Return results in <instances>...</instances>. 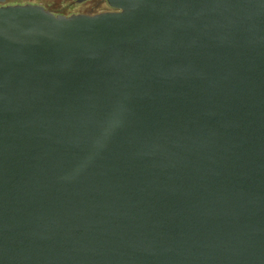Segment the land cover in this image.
Instances as JSON below:
<instances>
[{
  "label": "water",
  "instance_id": "water-1",
  "mask_svg": "<svg viewBox=\"0 0 264 264\" xmlns=\"http://www.w3.org/2000/svg\"><path fill=\"white\" fill-rule=\"evenodd\" d=\"M0 264H264V0L1 5Z\"/></svg>",
  "mask_w": 264,
  "mask_h": 264
},
{
  "label": "flooded vegetation",
  "instance_id": "flooded-vegetation-1",
  "mask_svg": "<svg viewBox=\"0 0 264 264\" xmlns=\"http://www.w3.org/2000/svg\"><path fill=\"white\" fill-rule=\"evenodd\" d=\"M72 0H4V2L0 3L1 5H9V4H39L43 7H62Z\"/></svg>",
  "mask_w": 264,
  "mask_h": 264
}]
</instances>
